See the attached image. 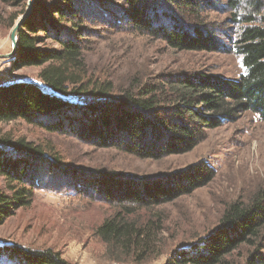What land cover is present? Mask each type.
<instances>
[{
	"label": "trees",
	"instance_id": "16d2710c",
	"mask_svg": "<svg viewBox=\"0 0 264 264\" xmlns=\"http://www.w3.org/2000/svg\"><path fill=\"white\" fill-rule=\"evenodd\" d=\"M119 1L124 31L163 41L180 52L223 51L217 24L209 20V14L229 13L230 23L241 25L236 51L244 73L237 80L208 72L165 75L116 94L111 81L90 75L84 56L93 34L86 25L112 19L114 13L107 11L106 1L33 0L17 34L11 70L40 68L38 79L44 87L28 82L0 86V225L32 205L39 177L46 170L61 168L52 147L18 136L9 127L12 124L71 135L98 150L159 161L190 153L209 131L246 112L264 122V18L255 24L263 0ZM0 3L18 9L10 15L0 9V29H11L24 15L27 0ZM165 5L171 13H164ZM242 14H246L244 21ZM92 175L90 184L99 202L114 209L93 235L107 260L124 264L146 261L162 229L159 215L146 219L141 212L190 195L214 177L203 161L166 174L136 176L99 170ZM240 251L247 264H264V190L247 201L227 204L215 229L179 250L167 264H230L227 259ZM0 264L68 263L53 250L3 246Z\"/></svg>",
	"mask_w": 264,
	"mask_h": 264
},
{
	"label": "rangeland",
	"instance_id": "374dc122",
	"mask_svg": "<svg viewBox=\"0 0 264 264\" xmlns=\"http://www.w3.org/2000/svg\"><path fill=\"white\" fill-rule=\"evenodd\" d=\"M104 1L107 11L114 14L112 19L94 20L86 25L93 34L84 56L90 75L111 81L116 94L136 83L165 75L208 72L237 80L244 73L236 51L241 25L230 23L229 13L209 14V20L217 24L216 36L225 46L223 51L180 52L163 41L124 31L125 25L119 20L122 3ZM260 2L262 8L259 16H255L256 25L264 18V0ZM165 6L164 13H171L170 7ZM0 9L5 15L18 10L2 3ZM245 18L246 14H242L241 21ZM11 29H0V54L11 51ZM11 65V59H0V86L28 82L44 87L38 79L40 68L13 72ZM9 127L30 142L52 147L59 155L61 168L57 172L46 170L39 177L41 182L32 205L16 211L0 225V247L53 250L68 264L111 263L104 257L103 246L93 232L114 209L99 202L93 192L90 184L94 180L93 171L150 176L184 169L199 161L212 169L214 177L206 186L171 203L141 212L146 219L157 215L162 219L154 253L141 264H167L179 250L211 233L227 204L247 201L259 190H264V122L249 112L209 131L206 139L190 153L159 161L140 160L111 149L98 150L74 136L48 134L23 123ZM227 261L247 264L241 251Z\"/></svg>",
	"mask_w": 264,
	"mask_h": 264
},
{
	"label": "water",
	"instance_id": "95a60500",
	"mask_svg": "<svg viewBox=\"0 0 264 264\" xmlns=\"http://www.w3.org/2000/svg\"><path fill=\"white\" fill-rule=\"evenodd\" d=\"M33 7V2L32 0H29L28 5H27V9L24 13V15L20 16L17 21L15 22L13 28L11 29L10 32V36H9V41H10V45H11V51L5 56L6 59H11L14 54L16 53L17 50V34L18 31L20 29V26L22 24V22L26 19V17L29 15V13L31 12Z\"/></svg>",
	"mask_w": 264,
	"mask_h": 264
},
{
	"label": "crops",
	"instance_id": "0c3cea01",
	"mask_svg": "<svg viewBox=\"0 0 264 264\" xmlns=\"http://www.w3.org/2000/svg\"><path fill=\"white\" fill-rule=\"evenodd\" d=\"M10 47H11V46H10ZM6 55H7V54H5V53H1V54H0V59H2V60H3V59H6V58H5Z\"/></svg>",
	"mask_w": 264,
	"mask_h": 264
},
{
	"label": "built area",
	"instance_id": "2783aa9c",
	"mask_svg": "<svg viewBox=\"0 0 264 264\" xmlns=\"http://www.w3.org/2000/svg\"><path fill=\"white\" fill-rule=\"evenodd\" d=\"M109 264H124V263H115V262H111Z\"/></svg>",
	"mask_w": 264,
	"mask_h": 264
}]
</instances>
